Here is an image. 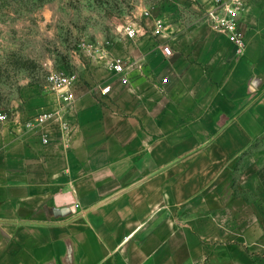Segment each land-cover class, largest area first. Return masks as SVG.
Listing matches in <instances>:
<instances>
[{"label": "crops", "instance_id": "obj_1", "mask_svg": "<svg viewBox=\"0 0 264 264\" xmlns=\"http://www.w3.org/2000/svg\"><path fill=\"white\" fill-rule=\"evenodd\" d=\"M211 3L118 39L124 72L74 63L70 137L24 124L60 107L47 83L0 119V264H264V0L240 55Z\"/></svg>", "mask_w": 264, "mask_h": 264}, {"label": "rangeland", "instance_id": "obj_2", "mask_svg": "<svg viewBox=\"0 0 264 264\" xmlns=\"http://www.w3.org/2000/svg\"><path fill=\"white\" fill-rule=\"evenodd\" d=\"M193 1V0H192ZM197 1V0H195ZM189 0H0V113L19 108L24 93L46 84L51 68L107 60L128 27L145 26Z\"/></svg>", "mask_w": 264, "mask_h": 264}, {"label": "built area", "instance_id": "obj_3", "mask_svg": "<svg viewBox=\"0 0 264 264\" xmlns=\"http://www.w3.org/2000/svg\"><path fill=\"white\" fill-rule=\"evenodd\" d=\"M245 9L244 0H212L211 5L206 9V16L213 26L223 33L234 43L236 53L242 54L245 50V34L241 27V12ZM146 15H151L149 10L145 11ZM157 31L163 27V21L160 17L155 18ZM128 34L134 36L137 34L136 27H128ZM163 51L167 55H172L173 51L169 45L163 46ZM110 66L118 73L125 71V61L117 56L108 59ZM128 80L126 77L124 78ZM48 88L55 92L60 99V107L55 111L43 112L27 121L25 126L34 127L45 124L49 119H55L58 127L63 131L65 136L70 137L72 130L69 123L65 120V113L75 105L74 84L76 75L63 68H51L46 77ZM9 114L0 113V119H8Z\"/></svg>", "mask_w": 264, "mask_h": 264}]
</instances>
